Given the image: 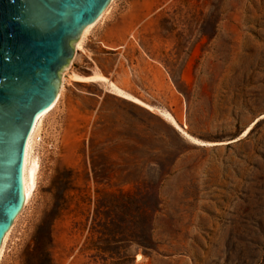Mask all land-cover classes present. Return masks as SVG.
I'll return each instance as SVG.
<instances>
[{
  "label": "rangeland",
  "instance_id": "obj_1",
  "mask_svg": "<svg viewBox=\"0 0 264 264\" xmlns=\"http://www.w3.org/2000/svg\"><path fill=\"white\" fill-rule=\"evenodd\" d=\"M84 48L66 72L98 69L219 143L191 141L102 84L67 80L38 132L36 188L0 264H22L65 169L67 204L41 229L53 264H264V0H114ZM155 192V250L122 241L114 257L98 255L99 236L123 239L125 224L93 223L94 207L126 218L121 195L143 207Z\"/></svg>",
  "mask_w": 264,
  "mask_h": 264
},
{
  "label": "water",
  "instance_id": "obj_2",
  "mask_svg": "<svg viewBox=\"0 0 264 264\" xmlns=\"http://www.w3.org/2000/svg\"><path fill=\"white\" fill-rule=\"evenodd\" d=\"M111 2L0 0V248L25 204L29 135L56 101L76 42Z\"/></svg>",
  "mask_w": 264,
  "mask_h": 264
},
{
  "label": "trees",
  "instance_id": "obj_3",
  "mask_svg": "<svg viewBox=\"0 0 264 264\" xmlns=\"http://www.w3.org/2000/svg\"><path fill=\"white\" fill-rule=\"evenodd\" d=\"M65 175L58 174L52 182L50 193L52 194V202L50 208L44 211L38 229L33 235V243L28 244L22 254V264H53L48 253H44L43 246L46 239L51 241V233L41 232L43 227H51L52 221L58 216L61 210L67 204V191L71 188L70 183L73 175V170L65 169ZM110 197H115L111 194ZM126 198L124 207H121L125 217H117L115 210L118 207H94L92 213L93 223H102L107 227L119 228L118 221L125 224L124 238L118 239L119 233H105L99 236L101 245L96 246L98 255L105 257H114L117 254L116 244L124 241L138 247H142L145 252L155 250L156 243L153 240V225L155 214L158 210V194L154 193L152 201H146L143 207H129L128 204L133 203L135 196L121 195ZM115 244V245H114Z\"/></svg>",
  "mask_w": 264,
  "mask_h": 264
},
{
  "label": "bare ground",
  "instance_id": "obj_4",
  "mask_svg": "<svg viewBox=\"0 0 264 264\" xmlns=\"http://www.w3.org/2000/svg\"><path fill=\"white\" fill-rule=\"evenodd\" d=\"M113 1L114 0H112V2L106 8V10L103 12V14L94 23H92L88 27H86L81 38L76 42V52H78V51L83 52L85 50L84 42H85L87 36L89 35L90 31L98 23H100L104 19V16L106 14H108ZM69 79L74 81V82L102 84L105 87V89L107 91H109L110 93H112L118 97L132 101L136 104H139L142 107H145L154 113L155 112L158 113L165 121L169 122L172 126H174L186 138L190 139L191 141H193L197 144L209 146V145L219 143V142L200 140V139L192 136L190 133L187 132L185 127L177 121L175 116L169 110L155 106L153 104H150V103L142 100L141 98L133 95L132 93L128 92L127 90L122 88L120 85H118L115 81L111 80L108 76H106L104 73H102L98 69H94L91 73H88V74L80 73L79 71H76V70H70L69 72L65 71L63 76H62V83H61V87H60L56 101L37 118V121L33 127V130L30 133L29 138L27 140L25 160H24V186H25V195H26L25 204H28V202L31 198V195L36 188V178H37V175H38L39 170H40L39 156L36 154V151H35V144H36L38 132L40 131V127L44 121V118L58 104L60 97L62 95V92L65 89V82ZM256 121L252 122L242 132L241 136L247 135L249 133V131L252 129V127L255 125ZM8 236H9V233L7 232L5 237H4L2 246L0 248V260L2 259L4 247H5V244L7 242ZM140 258H141V254H137V259H140Z\"/></svg>",
  "mask_w": 264,
  "mask_h": 264
},
{
  "label": "crops",
  "instance_id": "obj_5",
  "mask_svg": "<svg viewBox=\"0 0 264 264\" xmlns=\"http://www.w3.org/2000/svg\"><path fill=\"white\" fill-rule=\"evenodd\" d=\"M81 73V72H80ZM82 83V82H81Z\"/></svg>",
  "mask_w": 264,
  "mask_h": 264
}]
</instances>
